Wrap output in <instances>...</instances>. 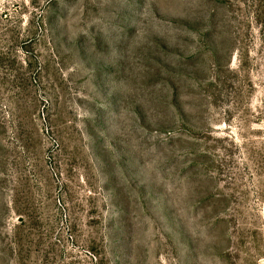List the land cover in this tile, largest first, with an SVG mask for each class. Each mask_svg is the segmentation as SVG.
<instances>
[{"label": "rangeland", "instance_id": "rangeland-1", "mask_svg": "<svg viewBox=\"0 0 264 264\" xmlns=\"http://www.w3.org/2000/svg\"><path fill=\"white\" fill-rule=\"evenodd\" d=\"M0 264H264V0H0Z\"/></svg>", "mask_w": 264, "mask_h": 264}]
</instances>
